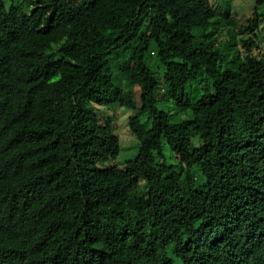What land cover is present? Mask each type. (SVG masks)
<instances>
[{"label":"trees","instance_id":"trees-1","mask_svg":"<svg viewBox=\"0 0 264 264\" xmlns=\"http://www.w3.org/2000/svg\"><path fill=\"white\" fill-rule=\"evenodd\" d=\"M220 6L0 0V264H264V50Z\"/></svg>","mask_w":264,"mask_h":264},{"label":"rangeland","instance_id":"rangeland-1","mask_svg":"<svg viewBox=\"0 0 264 264\" xmlns=\"http://www.w3.org/2000/svg\"><path fill=\"white\" fill-rule=\"evenodd\" d=\"M7 6L18 3L20 0H5ZM73 3L80 4L82 0H72ZM217 5H221L223 10H229V20L231 25L222 34L223 41H232L241 43L243 40L253 38L255 43L264 50V40L260 41L259 38L254 36L255 29L260 28L264 31V16L261 17L259 13L264 12V5L258 6L256 0H212ZM223 5V6H222ZM227 7V8H226ZM257 21L253 25V29L249 28V24ZM233 36V37H232ZM149 64L158 71V76L161 81L163 74V67L155 55L149 58ZM117 69H115V72ZM138 86L130 87V91L138 106H140V91ZM158 108L169 111L172 113V120L179 121L186 117V114L177 112L175 108V101L173 99H160L157 103ZM87 109L94 111L102 120L104 124H110L115 132L118 134L121 142V151L115 159L106 162L105 165H118L123 167L125 162L129 159L136 157L138 153V141L133 135L128 125V117L133 115V110H128L118 104H111L102 106L98 104H89ZM198 144V142H196ZM164 157L170 163H177L178 158L171 151L168 144H164L163 148Z\"/></svg>","mask_w":264,"mask_h":264}]
</instances>
